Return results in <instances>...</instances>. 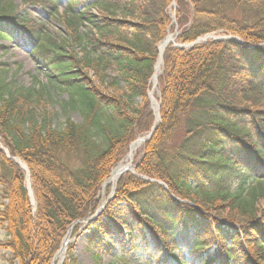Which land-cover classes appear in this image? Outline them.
Instances as JSON below:
<instances>
[{
	"label": "trees",
	"instance_id": "1",
	"mask_svg": "<svg viewBox=\"0 0 264 264\" xmlns=\"http://www.w3.org/2000/svg\"><path fill=\"white\" fill-rule=\"evenodd\" d=\"M65 1L61 12L59 0H23L65 27L68 40L58 41L0 0V38L33 40L49 80L69 92L65 106L82 118L54 126L45 88L18 87L0 69V252L8 264H52L155 122L148 92L172 0ZM175 2L179 44L210 34L242 43L166 49L161 122L136 174L121 177L90 227L97 239L138 244L151 264H167L174 251L186 252L187 264H264V0ZM2 146L29 170L35 213L26 172ZM63 264H78L72 245Z\"/></svg>",
	"mask_w": 264,
	"mask_h": 264
},
{
	"label": "rangeland",
	"instance_id": "2",
	"mask_svg": "<svg viewBox=\"0 0 264 264\" xmlns=\"http://www.w3.org/2000/svg\"><path fill=\"white\" fill-rule=\"evenodd\" d=\"M4 1L12 3L19 14L35 21L54 40L61 41L64 38L67 39L68 33L65 27L59 20L47 17L41 7L25 4L23 0ZM59 1L61 12H63L67 2L65 0ZM79 9L82 10L83 5L79 6ZM174 14L175 10L170 8L169 15L172 17ZM34 44L36 43L33 40H27V38L18 42L0 38V46L3 47L0 48V69L5 70V76L16 82L18 87L26 89L45 88L50 98L48 111L52 116L54 126H61L67 119L81 123L82 118L80 113L65 106V103L69 101V92L57 83L51 82L47 77L44 68L45 62L42 60L40 53L34 51L36 48ZM110 75L113 76V74ZM153 95L154 99L158 100L159 90L157 87L155 90L153 89ZM135 102L140 103L141 100L136 99ZM154 104L156 103L151 104L150 108L154 116H156ZM145 135H139L138 137ZM141 151L142 149L137 152L134 160L136 163L141 158ZM118 225L125 228L121 222ZM5 239L6 233L0 228V241H4ZM69 244L73 246L78 264H98L99 261L102 264H151L152 262L151 257L147 256L138 244L128 241L121 244L120 240L113 243L108 238H101L99 242L95 239L93 230L89 228L88 223L82 225L81 230L70 240ZM172 255L175 258L171 257L170 262L167 264H187L190 262L188 254L184 251H174ZM9 256V253L0 252V264H8L6 259ZM96 256H98V259H96Z\"/></svg>",
	"mask_w": 264,
	"mask_h": 264
},
{
	"label": "bare ground",
	"instance_id": "3",
	"mask_svg": "<svg viewBox=\"0 0 264 264\" xmlns=\"http://www.w3.org/2000/svg\"><path fill=\"white\" fill-rule=\"evenodd\" d=\"M174 42H175V34H172L169 32L168 37L160 45V48H159L160 56H159V60L157 62V65L155 67V73H154V76L152 79V83L154 85V90L157 86L158 78L160 77V75L162 73V66H163L162 56H163V53H164L165 49L171 43H174ZM152 96H153V93H152ZM154 109L157 111V105L156 104H154ZM145 140H146V138L141 137L138 140H136L130 146L128 155L125 157V159L116 168L113 169L110 178L107 180V182L104 186V189H106V187H108L110 185H115L123 174H125L129 170H133V164H134L135 157L137 155V152L142 148L143 144L145 143ZM23 167H25V166L23 165ZM27 184H28V188L31 192L29 178L27 179ZM70 240H71V233L65 239L61 250L59 251V253L57 254V256L55 258L54 264H61L63 262V260L65 258L67 246L70 243Z\"/></svg>",
	"mask_w": 264,
	"mask_h": 264
},
{
	"label": "water",
	"instance_id": "4",
	"mask_svg": "<svg viewBox=\"0 0 264 264\" xmlns=\"http://www.w3.org/2000/svg\"><path fill=\"white\" fill-rule=\"evenodd\" d=\"M237 42H240V41H237ZM200 43V41L198 40L195 44H193V45H197V44H199ZM178 48H180V49H182L183 47H180V46H177ZM158 117H159V115H158ZM159 119H160V117H159ZM155 128L156 127H154L153 128V130H152V132H151V134H150V137L149 138H151V136H152V133L154 132V130H155ZM13 160H15V162L16 163H18L19 165L21 164V162L20 161H18L17 159H15V158H12ZM21 166V165H20ZM21 168H23L22 166H21ZM26 168V167H25ZM27 170V169H26ZM29 191V190H28ZM29 194H31L30 193V191H29ZM32 202H33V199H32Z\"/></svg>",
	"mask_w": 264,
	"mask_h": 264
}]
</instances>
